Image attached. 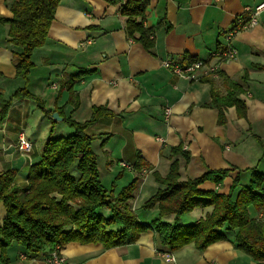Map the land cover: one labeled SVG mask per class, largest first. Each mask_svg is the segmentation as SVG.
I'll use <instances>...</instances> for the list:
<instances>
[{
	"label": "crops",
	"instance_id": "1",
	"mask_svg": "<svg viewBox=\"0 0 264 264\" xmlns=\"http://www.w3.org/2000/svg\"><path fill=\"white\" fill-rule=\"evenodd\" d=\"M13 1L0 0V18L12 17ZM263 1L150 0L144 22L154 28L151 49L128 37L121 4L61 0L58 5L44 45L34 51L28 88L47 109L64 107L76 121L88 120L96 106H106L113 112L98 119L87 132L100 135L94 146L98 160L102 156L106 159L107 182L120 174L113 197L138 178L131 205L143 222L150 223L158 216L157 207L144 210L141 206L160 187L152 171L167 174L174 158L173 146L182 144L191 154L189 162L180 157L182 180L208 169L229 170L221 185L203 182L199 187L204 191L228 193L238 175L244 186L250 180L251 168L264 173V10L255 26L236 35V58L225 61L214 55L235 18L248 16L246 7ZM8 28L0 21V92L6 96L24 85L16 77L17 48L8 40ZM168 57L181 63L191 59L218 63L219 71L210 75L199 70L191 78L179 77L163 66L162 61ZM79 71L90 72L75 82L80 102L74 108L68 102L65 85ZM231 81L242 88L239 98L246 104V114L241 116L235 106H229L226 120L220 124L219 109L207 104L213 93L226 96ZM52 113L41 110L34 99L25 98L10 108L0 125V171L13 170L16 186L27 185L31 165L41 158L50 136ZM21 132L33 144L29 154L17 150ZM72 132L63 120H55L53 136ZM104 139L106 144L101 148ZM137 152L154 169L136 170L133 164ZM211 208H195L181 217V223H194ZM250 213L261 216L254 208ZM4 217L0 201V227ZM174 218V214L165 217L170 222ZM222 232L227 239L202 251L190 243L171 252L148 230L135 242L110 248L102 243L71 242L63 253L70 264H264V260L255 259L236 245L235 230L223 226ZM46 252L31 257L24 246L14 242L8 249L9 264H48ZM165 252H171L174 261H167Z\"/></svg>",
	"mask_w": 264,
	"mask_h": 264
},
{
	"label": "trees",
	"instance_id": "2",
	"mask_svg": "<svg viewBox=\"0 0 264 264\" xmlns=\"http://www.w3.org/2000/svg\"><path fill=\"white\" fill-rule=\"evenodd\" d=\"M112 5L121 4V13L127 17L126 32L130 39L137 40L151 49L155 40L154 28L145 25V13L150 0H105ZM61 0H15L11 3V18H0L7 23L8 40L14 51L16 77L24 82L11 95L0 92V125L5 121L10 108L25 98L34 99L46 113L57 111L67 126L73 129L69 135L53 136L55 120L51 118L50 136L45 141L41 158L33 163L27 174V185H15L13 170L0 171V201L4 205L5 217L0 227V261L9 264V247L19 243L27 255L38 256L71 242L102 243L110 248L135 242L143 232L151 230L157 241L177 251L193 243L202 251L210 244L227 239L222 227L235 230L236 245L253 256L264 260V173L251 168V177L246 185L235 178L228 193L204 191L200 185L213 181L221 185L229 170L208 169L201 175L181 179V160L190 161L191 154L182 144L171 147L174 157L165 176L153 170L159 188L141 206L148 210L158 208V216L150 223L139 219L132 208L131 200L137 187L135 178L116 197L111 187L101 182L98 153L94 142L100 135H91L87 129L102 117L114 115L106 106L93 107L86 121H76L64 107L46 108L44 101L28 88L30 73L34 67L35 49L44 45L55 12ZM197 59H191L195 61ZM90 71H79L65 88L74 108L79 106V97L74 90L75 82ZM242 88L230 82L226 96L213 93L207 104L219 109L220 124L224 123L225 109L235 106L239 115L246 114V104L239 98ZM106 139L101 142V148ZM133 167L152 170L153 166L137 152ZM120 174L117 176V178ZM198 207H212L204 217L189 224L181 223V217ZM261 212L253 217L251 209ZM174 214L172 222L165 219Z\"/></svg>",
	"mask_w": 264,
	"mask_h": 264
},
{
	"label": "built area",
	"instance_id": "3",
	"mask_svg": "<svg viewBox=\"0 0 264 264\" xmlns=\"http://www.w3.org/2000/svg\"><path fill=\"white\" fill-rule=\"evenodd\" d=\"M263 10L264 1L258 3L254 7H246L248 16H239L235 18L231 28L224 34V44L214 55L225 61L236 58L238 55V49L234 44L236 35L243 30L255 26L258 23L259 15ZM162 64L164 67L170 69L174 74L183 78H191V76L199 70H205V72L210 75L217 74L219 71L218 63H208L206 60L201 59L181 63L168 57L162 61ZM32 148V142L26 137L24 132H21L18 136L17 150L22 154H29ZM163 256L167 261H174L173 254L171 252H165L163 253ZM46 260L48 264H70L60 247H57L55 250L50 252Z\"/></svg>",
	"mask_w": 264,
	"mask_h": 264
},
{
	"label": "rangeland",
	"instance_id": "4",
	"mask_svg": "<svg viewBox=\"0 0 264 264\" xmlns=\"http://www.w3.org/2000/svg\"><path fill=\"white\" fill-rule=\"evenodd\" d=\"M99 153V152H98ZM99 155V154H98ZM98 164H99V170H101L102 172V175H103V178L105 179V181L103 180V183L107 186V187H111V185L114 184V187L115 186V183H116V179L117 178H114L112 181L110 182H107L106 178H105V170H106V159L102 156L100 157V159L98 160Z\"/></svg>",
	"mask_w": 264,
	"mask_h": 264
},
{
	"label": "water",
	"instance_id": "5",
	"mask_svg": "<svg viewBox=\"0 0 264 264\" xmlns=\"http://www.w3.org/2000/svg\"><path fill=\"white\" fill-rule=\"evenodd\" d=\"M52 118L54 120H59V121L63 120V117H61L57 111L52 113Z\"/></svg>",
	"mask_w": 264,
	"mask_h": 264
}]
</instances>
